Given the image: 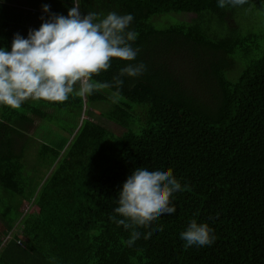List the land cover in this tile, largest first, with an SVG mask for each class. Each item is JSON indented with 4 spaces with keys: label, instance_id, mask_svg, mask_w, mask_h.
<instances>
[{
    "label": "trees",
    "instance_id": "1",
    "mask_svg": "<svg viewBox=\"0 0 264 264\" xmlns=\"http://www.w3.org/2000/svg\"><path fill=\"white\" fill-rule=\"evenodd\" d=\"M79 3L82 15L131 14L138 33L136 59L113 60L93 81L111 82L129 63L146 70L122 78L116 102L111 88L0 106V264H264V0ZM72 7L0 0V48ZM183 13L196 18L171 17ZM138 167L171 169L189 190L129 247L132 230L111 217L123 219L114 209ZM193 218L214 230L210 246L185 247Z\"/></svg>",
    "mask_w": 264,
    "mask_h": 264
},
{
    "label": "clouds",
    "instance_id": "2",
    "mask_svg": "<svg viewBox=\"0 0 264 264\" xmlns=\"http://www.w3.org/2000/svg\"><path fill=\"white\" fill-rule=\"evenodd\" d=\"M73 7L67 16L51 13L38 30L30 29L27 38L16 34L11 51L0 48V106L19 109L28 100L64 103L70 94L86 98L95 91L115 88L111 99L120 96L123 77H138L144 73L143 63H129L111 82L93 81L94 76L107 72L113 60L132 62L139 49L132 47L138 33L129 30L134 17L110 12L81 14L79 0H72ZM248 0H218V6H242ZM44 13L50 7H43ZM174 177L171 169L149 171L136 168L119 192L115 220L131 235L126 242L131 247L141 236L139 227H148L164 214H173L171 197L187 191ZM160 230H163L161 227ZM214 230L207 223L191 219L180 238L185 247L210 246L215 241ZM151 232L145 235L150 238Z\"/></svg>",
    "mask_w": 264,
    "mask_h": 264
},
{
    "label": "rangeland",
    "instance_id": "3",
    "mask_svg": "<svg viewBox=\"0 0 264 264\" xmlns=\"http://www.w3.org/2000/svg\"><path fill=\"white\" fill-rule=\"evenodd\" d=\"M171 17H172L173 20H178V21H192L194 18H196V15L195 14H192V13H183V14H173ZM169 20L170 19L163 18V19H161L159 21V22H161V24L158 25L156 23V25L158 26V28H164L165 24H167V22ZM86 109H87V107L85 106V110ZM81 120H83V119H81ZM40 123H43V121L42 120L35 119V126L34 127L40 125ZM108 125H109V127L112 128V130L118 131V129L115 128V126H113L112 124H109L108 123ZM29 206L30 205L26 203L25 206H24V210L26 211V209H29ZM18 232L20 233L19 228L15 227L14 230L11 233L13 234V233H18Z\"/></svg>",
    "mask_w": 264,
    "mask_h": 264
}]
</instances>
